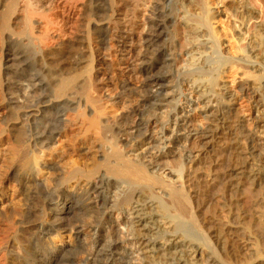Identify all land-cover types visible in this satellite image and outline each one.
Instances as JSON below:
<instances>
[{
	"label": "bare ground",
	"instance_id": "1",
	"mask_svg": "<svg viewBox=\"0 0 264 264\" xmlns=\"http://www.w3.org/2000/svg\"><path fill=\"white\" fill-rule=\"evenodd\" d=\"M228 9L239 28L223 20ZM248 16L229 0H0V195L6 181L28 197L0 216V264H70L75 246L56 242L72 236L77 246L87 235L93 250L83 264H226L188 190L157 171L180 177L222 146L232 107L210 105L207 90L181 102L170 76L181 53L195 62L182 81L221 76ZM234 62L256 65L248 56ZM204 99L213 124L191 127L187 117ZM259 102L264 111V96ZM258 162L232 169L230 186L239 191L245 179L264 191ZM71 214L88 220L69 224Z\"/></svg>",
	"mask_w": 264,
	"mask_h": 264
},
{
	"label": "rangeland",
	"instance_id": "2",
	"mask_svg": "<svg viewBox=\"0 0 264 264\" xmlns=\"http://www.w3.org/2000/svg\"><path fill=\"white\" fill-rule=\"evenodd\" d=\"M229 3L231 4V8H236L237 11L245 8L249 15L252 14L255 17L250 18L248 16V21L245 20L246 23H243L244 29L242 32H244V36L241 42H235L236 39L233 37L235 39L234 41L232 37L229 38L230 35L227 39L225 38V44L229 45V43L233 44L235 42V45L237 44L236 46L241 48L238 54L227 57L226 70L222 66L221 68L225 71L220 68L219 74L221 76H213L214 79L211 80V83H208L209 77L206 74L201 76L195 75V77L194 75H189L186 81H182L181 72L186 70L187 67H189L187 70L191 71L195 66V62L193 59L181 53L176 57L178 60L175 58V65L173 64L171 71V73L175 72L174 74L176 75L171 74L170 76L171 81H175L172 83L178 85V88L180 87L179 92L182 97L179 100L181 102L185 101L183 100L185 96L190 95L197 99L200 93H204L207 90L211 95L213 94V98L209 101V104L211 103L210 105H215L218 99L221 103H229L232 107L229 128L224 129L228 134L226 131L223 132L222 139H218L219 144L222 146H215L216 150L212 153L213 155L209 154L206 158L204 156L205 159L203 158L200 163H187L184 165L181 171V178L168 175L167 171H162L161 169L157 171V174L167 181H174L177 184L181 183L188 190L187 193L190 195L192 208L198 220L197 222H199L198 224L204 233L210 237L211 244L213 248L215 247L216 255H218L217 257L221 261L226 264H252V262L258 260L261 264H264V201L261 200L262 194L264 196V191L259 187L253 186L249 181H245V179L242 180L239 191L232 188L228 182V177L232 175L230 172L232 169L242 166L247 169L254 166L258 161V163L264 164V124L262 122L264 119L258 118L264 113V111H261V103L259 102V99L264 96V89L259 87L263 79L262 76H264V0H229ZM228 10L222 16L223 20H227L228 23L231 25L235 24L234 27L239 28L237 25H239V22H242L241 19H238V17L233 15L231 10ZM247 49H249V52ZM243 50H245V53ZM237 56L243 58H247L248 56V59L254 61L256 65L253 67L236 65L234 61ZM184 58L186 59L184 60ZM245 75H248V78ZM178 76L180 77L177 78ZM242 76L244 77L242 78ZM201 79L203 81L207 79V81L203 82ZM241 84L243 86L247 85L245 92L238 91ZM206 85L207 87H205ZM221 85H223V89L219 87ZM231 93L233 95L228 96ZM205 102V99L199 101L195 105V109L187 117L191 127L200 125L202 128H208L213 124L211 120L214 118L213 113L215 108L210 107L208 109L204 106ZM209 104L205 105L208 106ZM124 138L122 137V139ZM189 142L188 147L191 151H194L195 141ZM167 146L171 147L170 144ZM0 147L2 150L5 148V145ZM176 160L178 163L177 168L181 169L182 158L178 156ZM171 162L167 163L168 165L166 167L173 170L174 168L172 167L174 166L176 169V162ZM225 174L226 177L222 181L221 179ZM3 180L5 181V179ZM6 183L5 181V190L8 191V194L6 193V197H1L0 195V216H4L8 208L12 209L19 204L18 208L23 209L28 198L26 192H23V194L17 192L15 195L16 191H19L17 185L14 183ZM12 184L13 186L10 187ZM15 187L17 189L14 190ZM11 189L15 192L14 194ZM10 200L13 204L10 203ZM19 200H22L21 203ZM14 202L19 203L16 205ZM80 216L71 214L66 217V222L71 224L70 222L73 223L79 219L84 220V217H86L85 220L88 218L87 216L80 218ZM111 217L116 219L118 218V214L114 212ZM61 242H67L76 248V252L72 258L73 261L70 264H77V262L83 264L88 254L90 256L93 250V241L88 235L77 246L74 244L72 236H65L60 242H56V244H60Z\"/></svg>",
	"mask_w": 264,
	"mask_h": 264
}]
</instances>
